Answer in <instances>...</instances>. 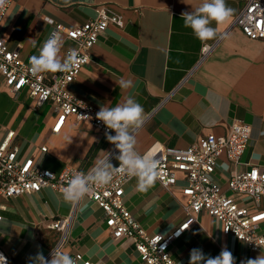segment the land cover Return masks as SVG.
<instances>
[{
	"label": "crops",
	"instance_id": "crops-1",
	"mask_svg": "<svg viewBox=\"0 0 264 264\" xmlns=\"http://www.w3.org/2000/svg\"><path fill=\"white\" fill-rule=\"evenodd\" d=\"M202 0H11L0 23V38L21 59L29 58L57 26L71 29L96 17L106 5L119 13L124 28L110 26L90 51V62L70 85L71 93L100 109L114 107L132 96L144 109V123L137 130L136 150L145 154L156 144L187 149L202 137L224 135L234 121L252 128L241 164L222 167L213 176L225 190L232 170L243 172L253 166L264 169V41L250 40L234 26L247 0H226L233 9L228 22L210 25L217 37L201 42L184 27L182 13L191 12ZM63 57L75 44L62 34ZM35 42V47L33 46ZM206 45L214 46L202 58ZM47 79L58 73H43ZM121 79L133 80L131 89H121ZM117 82V83H116ZM51 106L52 112L46 113ZM57 120L54 105H38L27 90L13 95L0 74V143L14 133L11 146L20 149L21 158H34L39 167L59 173L64 167L88 171L102 159L113 144L90 123L69 117L59 133H53ZM113 135V134H111ZM47 152L42 153L41 148ZM113 166L116 159L111 160ZM234 168V169H233ZM133 178L125 187V205L149 233L170 235L185 219L179 180L172 191L156 180L147 191L137 190ZM231 194L230 191H228ZM0 227L20 225L28 233L55 219L72 215L64 251L81 253L94 264H145L130 239L115 241L108 231L104 211L89 199L80 206L63 201L62 194L46 188L5 202ZM206 224H209L207 226ZM264 231V224L262 225ZM31 232V231H30ZM32 233V232H31ZM57 234V233H56ZM35 235V234H34ZM52 241L12 236L0 241L12 264H30L29 258L42 251L47 259ZM227 247L235 264L264 254L222 233L220 223L203 213L200 223L185 230L173 241L170 252L175 261L189 264L190 251L201 249L216 257Z\"/></svg>",
	"mask_w": 264,
	"mask_h": 264
},
{
	"label": "built area",
	"instance_id": "built-area-1",
	"mask_svg": "<svg viewBox=\"0 0 264 264\" xmlns=\"http://www.w3.org/2000/svg\"><path fill=\"white\" fill-rule=\"evenodd\" d=\"M10 6L11 0H4L3 4H0V23L6 17ZM110 26L124 28L125 23L119 13L106 5L100 6L96 17L83 25L71 29L57 26L55 31L61 35L66 34L75 44L72 49L78 51L80 62L71 72L58 73L50 79L43 73L33 76L29 71L30 65L22 61L20 51L10 48L6 41L0 38V74L7 88L13 95L27 90L37 100L38 105H54L57 120L52 129L53 133H59L68 118L73 117L79 123H90L103 134L109 132L115 135L103 122L96 119V113L100 109L78 99L70 91V85L90 62L91 49ZM234 26L248 39L264 41V0H247L245 7L236 17ZM213 48L214 46L206 45L202 58ZM251 135L250 125L234 121L224 135H206L187 149L156 144L145 153L160 161V175L157 181L165 190L172 191L179 180L185 182L182 187V193L187 198L183 205L185 219L170 235L149 233L126 207L125 187L133 178L118 174L109 185L96 187L85 199L91 200L104 211L110 236L115 241L130 239L145 264H180L171 255V245L185 230L198 225L203 213L220 223L223 235L244 243L251 251L259 252L264 249V169L253 166L240 172L233 168L227 182V190L213 178L220 162L228 167L241 164ZM13 136L14 133H9L0 143V222L3 220V212L6 211V201L39 193L46 188L61 193L73 174L88 173L90 170L82 171L66 166L56 173L41 168L34 158L20 157V149L11 146ZM41 152L46 153L47 148L42 147ZM108 153L113 160L118 150L113 145ZM118 166L117 161L114 167ZM49 173L51 175H48ZM80 204L81 202L75 204L76 208ZM71 220L72 215L55 219L47 225V229L55 231L59 238L47 259H51V252L57 247L64 251ZM0 253L7 257L8 264H12L9 255L1 247ZM70 255L77 264H94L81 253Z\"/></svg>",
	"mask_w": 264,
	"mask_h": 264
},
{
	"label": "clouds",
	"instance_id": "clouds-1",
	"mask_svg": "<svg viewBox=\"0 0 264 264\" xmlns=\"http://www.w3.org/2000/svg\"><path fill=\"white\" fill-rule=\"evenodd\" d=\"M3 2L4 0H0V4ZM232 15L233 9L227 6L226 0H202L198 7L191 12L182 13L181 17L184 27L190 28L198 40L206 42L215 39L218 35L217 29L210 26L212 22L219 26L228 22ZM63 45L62 35L53 31L38 49V54L29 58L31 74L36 76L44 72H71L80 62L78 51L69 49L62 57L60 52ZM33 46L35 47L34 41ZM118 84L125 90L134 86L131 79H121ZM87 118L91 119V117ZM96 119L115 133L111 135L106 132L105 135L108 142L118 150L114 158L119 162V166L114 167L111 163V154L102 151L106 155L102 159H97L88 173L78 172L67 180V186L61 190L64 202L70 204L82 202L96 187L109 185L118 174L136 178L138 191H147L160 175V161L151 155H142L136 150L137 139L134 132L144 123V109L140 103L129 96L114 107L101 106L96 113ZM222 167L226 168L227 165ZM29 261L30 264H77L70 254L59 247L52 250L50 260L45 258L42 251H38L34 257L29 258ZM0 264H8L7 257L2 253H0ZM189 264H235V258L227 247H224L216 257L206 256L201 249L194 248L190 251ZM241 264H264V254L255 259L241 261Z\"/></svg>",
	"mask_w": 264,
	"mask_h": 264
},
{
	"label": "rangeland",
	"instance_id": "rangeland-1",
	"mask_svg": "<svg viewBox=\"0 0 264 264\" xmlns=\"http://www.w3.org/2000/svg\"><path fill=\"white\" fill-rule=\"evenodd\" d=\"M52 112L51 106L46 109V113ZM209 226V224H206ZM32 233H31V232ZM35 234V235H34ZM12 236H25L34 237L40 242L52 241L54 244L59 240L55 231H45L41 227H38L34 231L28 230V233L21 229L20 225H7L6 222L0 227V241H6L12 239ZM53 246L50 247V250Z\"/></svg>",
	"mask_w": 264,
	"mask_h": 264
}]
</instances>
